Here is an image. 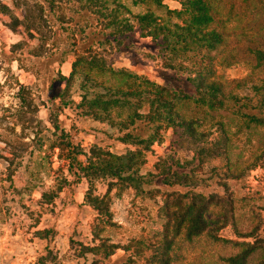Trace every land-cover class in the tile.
<instances>
[{
    "label": "rangeland",
    "instance_id": "374dc122",
    "mask_svg": "<svg viewBox=\"0 0 264 264\" xmlns=\"http://www.w3.org/2000/svg\"><path fill=\"white\" fill-rule=\"evenodd\" d=\"M202 1L0 0V264H264V0Z\"/></svg>",
    "mask_w": 264,
    "mask_h": 264
},
{
    "label": "trees",
    "instance_id": "16d2710c",
    "mask_svg": "<svg viewBox=\"0 0 264 264\" xmlns=\"http://www.w3.org/2000/svg\"><path fill=\"white\" fill-rule=\"evenodd\" d=\"M136 1H139V2H142V0H136ZM144 1V0H143ZM183 7L186 9V11L188 10L190 16H187L185 18V22H184V26L183 25H180L179 23L174 25L175 28H189L188 29V33L191 34L192 29L193 28V25H195L193 22L194 21H200L202 23H204V21H208V20H211L213 18V16L211 14H208L207 11L211 12L212 9H211V5L206 3L204 0L202 2H197L196 4H192V3H184L183 4ZM6 8V7H4ZM137 20L138 22H140L141 24H145V26L147 27H151V25H160L161 23H159V19L154 17V14L152 12H147L143 15H137ZM17 21H19L18 19H15ZM123 25V28H124V32H127V31H130L133 29V26H128L126 25V23L122 24ZM11 26V25H10ZM13 30H16V27H12ZM29 32L31 30V27H27L26 28ZM151 29H153V26L151 27ZM150 29V30H151ZM194 29V28H193ZM166 30L159 28L157 29L155 27L154 29V32L156 33V36H158L159 34L165 32ZM204 32V31H203ZM206 34H208V37L204 36L205 40H207L208 38V41L210 42V44L212 46H214L215 43L219 42V41H222V33L215 30V29H212L211 31H205ZM122 33V31H121ZM148 35H151V33L145 35V36H148ZM165 40H169V33H167L165 36H164ZM215 41V43H214ZM63 79H66V77H62ZM75 153V151H73V154ZM72 157V160H71V163L69 165L70 167V170L73 169L75 167V162L76 164L78 163V159L76 156L74 155H71ZM81 164V162H80ZM192 207H194V203H192L191 205ZM200 214H197V216L193 217V214H192V223H194L193 225H198V223L201 225V227L204 226L205 224V221H201L200 220ZM191 231V229H189ZM255 242L254 243H249L247 244V250L245 252H243L242 254L238 255V256H235V257H232L230 260L233 264L235 263H238V264H245L246 262V259H247V256H249V254H251L254 249H256V243H258V240H260V238H255Z\"/></svg>",
    "mask_w": 264,
    "mask_h": 264
}]
</instances>
